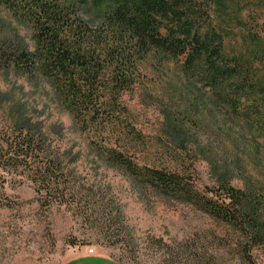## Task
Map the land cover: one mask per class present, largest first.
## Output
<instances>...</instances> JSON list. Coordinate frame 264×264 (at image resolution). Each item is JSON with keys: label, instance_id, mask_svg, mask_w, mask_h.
I'll use <instances>...</instances> for the list:
<instances>
[{"label": "rangeland", "instance_id": "rangeland-1", "mask_svg": "<svg viewBox=\"0 0 264 264\" xmlns=\"http://www.w3.org/2000/svg\"><path fill=\"white\" fill-rule=\"evenodd\" d=\"M255 1L261 7L250 14L246 4ZM262 1L244 0L239 21L212 12L211 24L223 31L229 54L244 51L247 34L263 36L255 24L264 22ZM80 15L92 27L101 21L91 11ZM10 47L32 51L34 43L29 28L0 6V48ZM137 68L134 86L119 100L125 113L115 110L113 126L104 124L105 132L95 137L75 125L44 80L0 63V132L11 127L44 138L65 182L64 197L45 207L26 175L5 176L0 264H62L69 252L88 248L119 264H244L232 230L190 203L135 181L108 164L98 146L123 153L139 169L178 174L201 195L218 194L227 183L264 200L261 131L184 77L174 61L147 56ZM258 217L264 229V201ZM252 256L264 264V246Z\"/></svg>", "mask_w": 264, "mask_h": 264}, {"label": "trees", "instance_id": "trees-1", "mask_svg": "<svg viewBox=\"0 0 264 264\" xmlns=\"http://www.w3.org/2000/svg\"><path fill=\"white\" fill-rule=\"evenodd\" d=\"M243 3L244 0H0L3 9L29 28L34 43L32 51L0 48V63L44 80L75 125L100 137L105 132L104 124L113 126L115 110L125 113L119 100L134 86L138 63L147 56L174 61L184 77L208 89L233 116L255 121L264 138V76L258 75L264 69V22H255L263 36L247 34L242 38L244 51L229 54L223 31L210 21L212 12L239 21ZM246 6L250 14L261 7L256 1ZM81 11L100 15V23L89 26ZM245 104L248 108L239 114L238 109ZM99 145L108 164L124 169L132 179L159 194L190 203L232 230L239 259L244 264H255L252 252L264 246V229L258 222L264 201L261 196L227 183L219 187L218 194L209 190L212 196L201 195L178 174L139 169L123 153ZM10 173L26 175L38 187L42 206L49 207L52 201L64 197L60 186L65 182L57 158L45 139L31 130L8 127L0 132V200L5 176ZM211 261L216 262L214 256Z\"/></svg>", "mask_w": 264, "mask_h": 264}, {"label": "crops", "instance_id": "crops-1", "mask_svg": "<svg viewBox=\"0 0 264 264\" xmlns=\"http://www.w3.org/2000/svg\"><path fill=\"white\" fill-rule=\"evenodd\" d=\"M62 264H119L100 252L88 254L87 250L69 252Z\"/></svg>", "mask_w": 264, "mask_h": 264}, {"label": "built area", "instance_id": "built-area-1", "mask_svg": "<svg viewBox=\"0 0 264 264\" xmlns=\"http://www.w3.org/2000/svg\"><path fill=\"white\" fill-rule=\"evenodd\" d=\"M93 252H94L93 248H88V249H87V253H88V254H92Z\"/></svg>", "mask_w": 264, "mask_h": 264}]
</instances>
